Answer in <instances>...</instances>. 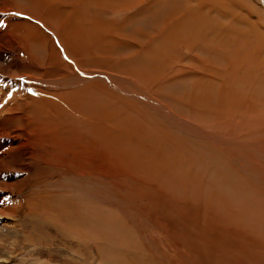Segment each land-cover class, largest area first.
Returning <instances> with one entry per match:
<instances>
[{"label": "rangeland", "instance_id": "obj_1", "mask_svg": "<svg viewBox=\"0 0 264 264\" xmlns=\"http://www.w3.org/2000/svg\"><path fill=\"white\" fill-rule=\"evenodd\" d=\"M7 1L0 91L20 102L17 138L0 139L17 212L0 219V264H264V1L228 0L208 24L204 0L138 16L122 8L150 0ZM93 55L100 67L80 66Z\"/></svg>", "mask_w": 264, "mask_h": 264}, {"label": "bare ground", "instance_id": "obj_2", "mask_svg": "<svg viewBox=\"0 0 264 264\" xmlns=\"http://www.w3.org/2000/svg\"><path fill=\"white\" fill-rule=\"evenodd\" d=\"M10 1L11 0H8L7 2H8V4H7V7H9L10 6ZM22 1V0H21ZM25 0H23V2H24ZM27 1H29V2H37L38 1V6L41 4V6L43 5L42 4V2L40 1V0H26V3H27ZM84 1V5H90V4H92V6L94 7V6H101V7H103V8H106V7H110V8H112V9H114L115 7H116V5L115 4H117L118 2L116 1V0H83ZM159 1V0H158ZM204 1H207V7L206 8H204V7H202V6H199V7H196V8H194L192 11H194V12H200V13H202V15H203V18L206 20V22H207V24L209 23V19H210V17L207 15L208 14V12H215V13H217V14H226V13H228L229 11H230V7H229V5H228V3H226V2H230V1H228V0H204ZM254 1V0H253ZM264 1V0H263ZM156 2H157V0H156ZM156 2H155V0H150L148 3H146L145 4V2H141V1H138V2H136V3H132L133 5L131 6V4H130V6H127V7H124V8H122V10L123 11H125V12H127V11H132V10H135V9H137L138 11L135 13V14H133V15H136V16H138V15H143V13L144 14H146L147 12L150 14V13H152L151 12V10L154 8V10L156 11V10H158L159 11V9L160 8H157L156 6L158 5H156ZM59 3L61 4V5H63V6H66V8H68V11H70V12H73V11H75V10H80L81 9V5H83V4H75L74 2H73V0H59ZM153 3H155V6H152V4ZM160 4V3H159ZM210 4V5H209ZM238 4H239V2H238ZM243 4V3H242ZM228 5V6H227ZM241 5V4H240ZM227 6V7H226ZM226 7V8H225ZM237 7V5H235V8ZM239 7V6H238ZM237 7V8H238ZM117 8H119V6L117 7ZM227 10H225V9ZM241 8V7H240ZM261 8V7H260ZM182 10H184L185 12L187 11L186 9H182ZM223 10V12H221ZM158 13V12H157ZM148 14V15H149ZM130 20V17H128L127 19H125L124 21H123V25L122 26H124V25H126L127 23H128V21ZM43 23H46L45 21H42ZM89 24H90V26L91 27H93V25H95V26H104V25H108V24H106V23H104V22H102V21H99V20H94V21H89ZM170 26H171V22H168L167 24H166V29L164 30V35L166 34V32L170 29ZM192 27H193V25H191ZM191 28V27H190ZM50 33V32H49ZM189 33V30L188 29H186V30H184V31H182V33H181V35H186V34H188ZM155 37H157V36H151V37H149V39H148V43H147V45L146 46H148L150 43H151V40L153 39V38H155ZM167 37V35L165 36V38ZM256 37H258V36H256V35H251L250 37H248V39H246L245 41H243V42H245L246 43V48H247V46L249 45L248 44V42H251V43H253V44H258L259 46H261L259 43H257L256 42V40L255 39H253V38H256ZM250 38V39H249ZM49 38H47V41H49V42H52V40H48ZM120 41H127V39L126 38H124V37H121L120 38ZM129 43V42H128ZM124 46V45H123ZM145 46V47H146ZM262 47V46H261ZM125 48L126 49H134L133 51L135 52V51H137V50H140V49H142V48H137V47H128L127 45L125 46ZM246 51V49L245 50H242V51H240L239 52V54L235 57V62L236 63H240L241 61H242V59H243V52H245ZM61 55H63L62 54V52H61V50L54 44V46H52L51 47V52L49 53V55L47 56L48 57V60L49 61H52L54 58H57V57H59V56H61ZM220 56H224V62H228L227 61V53L225 52V51H221L220 52ZM95 58H97L96 56H91L90 57V59H89V62L88 63H86V65L85 64H80V66H82V67H85V66H89L88 68L89 69H91V68H98V67H100V62H99V58H97V61L96 62H93L94 60H95ZM34 59H36V58H34ZM38 61V60H37ZM37 66H40L39 64H37V63H35ZM73 65H75V64H73ZM73 65H72V67L70 68V70L68 69V68H66L65 70H66V72L68 73V79L70 80V84H73L74 83V85H71V86H62L64 89H67V93H69V92H72V91H74L76 88H77V84L75 83L76 81H77V72L75 71V68H79V69H81L79 66H77V67H73ZM71 76H73V78H71ZM74 76H76V77H74ZM99 77H97V78H99V80H97L100 84L101 83H106L107 81H108V78H107V76L105 75V74H99L98 75ZM15 80V79H14ZM40 82V81H39ZM60 88V89H63V88ZM59 88V87H58ZM54 89H56V88H54ZM102 93H104V91H102ZM51 97V96H50ZM19 102H20V99L16 96V95H14V93H12L11 92V89H9L8 88V90H1L0 91V139L2 140V139H4V140H11L12 138H17V135L15 136V134L13 135V131H11L9 128H8V125L10 124V122H11V120H12V115L14 114V113H16V111H17V109H18V106H19ZM20 105L23 107H26L27 105H29V103L27 102V103H24V104H21L20 103ZM56 106H60V105H56ZM31 113V112H30ZM104 118V117H103ZM15 124V123H14ZM30 126H32V125H30ZM14 130V129H13ZM38 131H39V129H37ZM55 131V130H54ZM57 133H58V131H57ZM36 134V133H35ZM28 135L30 136V135H32V133H30L29 134V132H28ZM38 135V134H37ZM13 144L11 143V146H12ZM20 145V144H19ZM6 147H8V145L7 146H5V148ZM10 148V147H9ZM9 148L7 149V150H9ZM4 149V148H3ZM2 151V150H1ZM5 153H6V151H5ZM5 153H3V152H0V154L2 155L1 156V158L5 155ZM4 159V158H3ZM1 161H3V160H1ZM3 202V200H1L0 199V216H5V217H0V219L1 218H9V217H14V216H16V214H17V212L16 211H12V210H7L6 209V207H8V206H6L5 204H3L2 203ZM11 209V208H10ZM14 209V208H13ZM41 260V259H40Z\"/></svg>", "mask_w": 264, "mask_h": 264}]
</instances>
